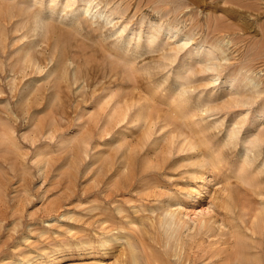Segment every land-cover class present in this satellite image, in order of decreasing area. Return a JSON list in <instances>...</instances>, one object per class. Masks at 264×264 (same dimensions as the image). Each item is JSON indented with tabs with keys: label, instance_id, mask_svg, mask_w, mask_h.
I'll return each mask as SVG.
<instances>
[{
	"label": "rangeland",
	"instance_id": "1",
	"mask_svg": "<svg viewBox=\"0 0 264 264\" xmlns=\"http://www.w3.org/2000/svg\"><path fill=\"white\" fill-rule=\"evenodd\" d=\"M263 111L264 0H0V264L150 256L166 207L185 264H226L241 215L264 264Z\"/></svg>",
	"mask_w": 264,
	"mask_h": 264
},
{
	"label": "bare ground",
	"instance_id": "2",
	"mask_svg": "<svg viewBox=\"0 0 264 264\" xmlns=\"http://www.w3.org/2000/svg\"><path fill=\"white\" fill-rule=\"evenodd\" d=\"M89 1V0H88ZM88 3V2H87ZM83 9V8H82ZM87 9H89V8H87ZM89 10H91V9H89ZM35 22H36V20H35ZM169 30H170V28H168ZM171 31V30H170ZM167 32V31H166ZM152 34V33H151ZM151 34H149V35H151ZM169 32H167L165 35L166 36H168L169 37ZM172 35V34H171ZM151 37V36H150ZM157 37V36H156ZM167 37V38H168ZM166 38V39H167ZM170 38H171V36H170ZM148 39V38H147ZM156 39V38H155ZM191 39V38H190ZM186 40H188V39H186ZM184 41V40H183ZM149 43L151 42L150 40L148 41ZM148 43V44H149ZM185 43H186V41H185ZM187 44V43H186ZM211 45V44H210ZM215 47H212V46H210V47H208L207 49H204L202 52H203V54L204 55H208V54H212L213 53V50H215L214 49ZM201 49V48H200ZM216 49H217V47H216ZM202 54V55H203ZM205 68L206 69H211V67L209 66V65H206L205 66ZM230 86L232 87L233 86V84L232 83H230ZM182 98V97H181ZM241 98V97H240ZM251 99V98H250ZM248 101V100H247ZM247 101H245V100H242V99H236V100H233V104H235V105H242V106H244V105H247V103L249 102H247ZM181 102H182V100H181ZM251 102V101H250ZM149 106V105H148ZM182 107V106H181ZM147 108V107H146ZM183 112V111H182ZM183 116H184V113L182 114ZM141 116H143L144 118H146L147 119V115H146V113H142L141 114ZM150 117H152L151 115L149 116V118ZM149 118H148V120H149ZM150 119H152V118H150ZM264 119V111H263V113H261V114H259V117L257 118V120L255 121L256 123H259V121H261V120H263ZM256 123H251V126L253 125V124H256ZM232 124V123H231ZM263 125V124H262ZM254 126V125H253ZM252 126V127H253ZM240 127V126H239ZM238 127V129H240ZM255 128V127H254ZM230 129V128H229ZM230 130H234V129H230ZM179 131V130H178ZM236 131V133L239 131H237V129L235 130ZM259 131V130H258ZM232 133L231 134H233V131H231ZM147 131H145V134L147 135ZM181 133H182V131H181ZM235 133V132H234ZM262 133H263V131H262ZM144 134V135H145ZM235 135V134H234ZM234 135H232V139H234V137H236V136H234ZM254 135V134H253ZM251 137V136H250ZM247 140V141H246ZM245 141L247 142V143H249V145H250V148H246V150H249V153L251 152V155H252V157L253 158H255V156H257L255 153L256 152H252V149H255L256 148V146L259 144V143H261L262 141H264V133L263 134H260L259 135V133H258V136L256 135V137H253V138H249V136H248V138L246 139ZM245 143V142H244ZM247 145V144H246ZM190 149H194V146L193 145H190ZM198 151V150H197ZM257 151V150H256ZM206 152V151H205ZM208 154H209V152H208ZM257 154H259V151H257ZM215 156V155H214ZM192 157H194V158H196L197 157V155H195V154H192ZM252 157H247L246 158V161H250V160H252ZM208 158V157H207ZM209 159V158H208ZM219 160V159H218ZM204 161H206V159L204 160ZM204 161H201V165L200 166H203V165H205L206 163L204 162ZM243 161V160H242ZM209 162V161H208ZM219 162V161H218ZM213 163V162H212ZM253 163V162H252ZM246 165H247V163H246ZM214 166V165H213ZM202 168V167H201ZM258 172V171H257ZM236 177V176H235ZM239 178V177H238ZM250 182V181H249ZM253 182V181H252ZM261 183V182H260ZM248 186V185H247ZM246 187H244L243 189H245ZM247 188H249V186L247 187ZM250 189H252V188H250ZM245 191H247V190H245ZM250 191V190H249ZM248 191V192H249ZM231 192V191H230ZM153 193V192H152ZM251 193V192H250ZM256 193V192H255ZM156 195V194H155ZM253 195H255V194H253ZM257 196V195H256ZM156 197V196H155ZM227 198H229L230 200V202L231 203H229V201L228 200H226L227 202V205H228V203H229V207L226 205V206H224L227 210L230 208V204H233L232 203V200H231V198H230V195H228V197ZM261 199V198H260ZM264 199V198H263ZM234 205H235V203H234ZM233 205H231V207H232ZM163 208V207H162ZM166 208H168V207H166ZM163 209V214H159V218H158V221H155L154 223H151L150 225H149V227L147 228V233H149L151 236V238H150V240L149 241H151L152 240V242L154 243V246H155V248H154V250H150L151 251V254H150V256H148V248H151L150 246H152V243L151 242H144V241H140L139 240V245L140 246H138L137 245V243H135V242H133V241H131V240H129V239H127L124 235H118V233H117V237L116 238H114V239H116V241L117 240H122V239H125L126 240V248H127V250H126V252H125V259H124V261L122 260V263L121 264H140V257H139V249L141 248V250H142V252L145 254L144 256H145V258H146V262H147V264H185L186 263V261L187 260H185L183 257H181V252L180 251H182V249H184L185 248V246L187 245L188 246V242L190 241V239L193 237V236H195V234L193 233V234H187L185 237H183L184 235H183V231H184V228H186V223H184L183 221H181L180 219H179V217H177V216H179V215H176V213L177 212H173L171 209H170V211L168 210V209ZM262 208H264L263 206H262ZM262 208H259V209H261V211L262 212H264L263 211V209ZM153 210L154 209H152V212H153ZM234 211V210H233ZM232 211V212H233ZM228 212H230V210L228 211ZM250 212H252V211H250ZM255 212V211H254ZM254 212H252V214H254ZM262 212H261V214H262ZM230 214H231V212H230ZM234 213H232L231 215H233ZM257 214V213H256ZM227 215V214H226ZM251 216V215H250ZM258 216V215H257ZM256 216V217H257ZM229 217H230V215H229ZM228 217V218H229ZM256 217H250V219L252 220L250 223V225H248L247 223H249V222H247V220H245L244 219V216L243 215H241V217H240V223H235V222H232L231 220V222L230 223H228L229 225H228V227H230L231 229H232V231H229L230 232V236H228V238L226 237L224 240H223V242L224 243H227V241L230 239V238H233L234 240H235V248L233 249V250H231L230 252V254L228 255L229 257H227V258H225L226 259V261L227 262H225L226 264H245L246 262H248L249 261V255L246 253V252H244L243 250H242V248H243V242L241 241L242 240V238H244V240H245V238H249V239H255V238H252V237H254V235L256 234V230H255V225H254V221H256V220H254V218L255 219H257ZM261 218V217H260ZM261 220V219H260ZM262 221V220H261ZM259 222V221H258ZM131 223V222H130ZM263 223V222H262ZM231 224V225H230ZM256 224V223H255ZM124 225V224H123ZM130 225V224H129ZM211 225V224H210ZM264 225V224H263ZM227 226V225H226ZM123 227V226H122ZM259 227V226H258ZM211 226H206V222L204 221L201 225H200V227L197 229L198 231H200V232H203V234L202 235H204V234H208V232L209 231H211ZM214 228V227H213ZM212 228V229H213ZM259 229H261V228H259ZM202 230V231H201ZM221 230V229H220ZM223 230V229H222ZM230 230V229H229ZM263 232V231H262ZM195 233H197V231H195ZM227 233L226 232H223V231H220V234L218 233V235H220V237L221 236H223V235H226ZM262 234V233H261ZM146 235V234H145ZM264 236V235H263ZM263 236H261V237H263ZM259 237V236H258ZM260 237V238H261ZM256 238H257V234H256ZM193 239V238H192ZM220 239V238H219ZM138 240V239H137ZM258 240V239H257ZM263 240H264V238H263ZM246 242V241H245ZM258 242V241H257ZM248 243H251V242H248ZM253 243H254V241H253ZM256 243V242H255ZM256 245H257V243H256ZM259 245H260V241H259ZM153 246V247H154ZM186 246V247H187ZM252 246V245H251ZM250 246V247H251ZM254 246V245H253ZM256 247V246H255ZM259 247V246H258ZM160 248H162L160 251H158V249ZM153 249V248H152ZM244 249V248H243ZM148 250V251H147ZM245 250H246V248H245ZM253 252V251H252ZM255 253V252H254ZM253 253V254H254ZM126 255H128L127 257H126ZM256 255V254H255ZM142 257V256H141ZM252 257V256H251ZM126 258L128 259V260H126ZM235 258V259H234ZM256 258V257H255ZM143 259H144V257H143ZM229 260H230V262H229ZM251 260H254V259H251ZM250 260V261H251ZM145 262V261H144ZM229 262V263H228ZM249 263V262H248ZM252 264V263H251Z\"/></svg>",
	"mask_w": 264,
	"mask_h": 264
}]
</instances>
